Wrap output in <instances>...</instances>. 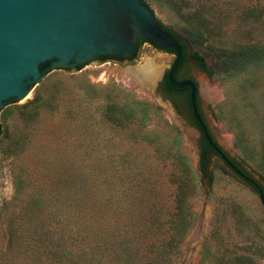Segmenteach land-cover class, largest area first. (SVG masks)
<instances>
[{
	"label": "rangeland",
	"instance_id": "rangeland-1",
	"mask_svg": "<svg viewBox=\"0 0 264 264\" xmlns=\"http://www.w3.org/2000/svg\"><path fill=\"white\" fill-rule=\"evenodd\" d=\"M145 1L181 37L186 62L180 75L197 78L213 134L264 189V62L223 78L199 71L189 57L197 51L211 64L213 48L263 43L264 0ZM166 55L169 63L108 60L43 76L26 98L0 110V264L13 256L5 251L11 214L19 226L17 214L32 217L33 225L41 213L51 221L57 212L66 218L90 191V165L95 166L93 176L113 179L112 208L123 228L138 229L139 239L148 241L170 232L176 191L170 154L175 140L193 171L194 188L172 264H234L237 257L264 264V208L258 193L213 153L203 173L200 137L186 124L187 115L176 113L168 98L147 90L134 77L135 68L142 67H151L150 76L163 74L174 60L173 53ZM203 83L210 88L205 94ZM35 92L41 105L22 108ZM135 101L151 106L138 110ZM109 103L134 107L135 116L115 125L104 117ZM36 255L29 248L19 254L27 259Z\"/></svg>",
	"mask_w": 264,
	"mask_h": 264
},
{
	"label": "water",
	"instance_id": "water-1",
	"mask_svg": "<svg viewBox=\"0 0 264 264\" xmlns=\"http://www.w3.org/2000/svg\"><path fill=\"white\" fill-rule=\"evenodd\" d=\"M163 25L143 0H0V110L26 98L43 76L108 61L97 60L99 56L132 57L141 39L146 43L140 45L136 59L169 63L164 51L173 52L169 85L189 87L192 112L208 143L233 170L249 179L232 164L225 154L233 158L232 153L215 134L225 153L213 142L197 111L195 83L174 78L183 49ZM143 70L135 68L134 77L155 94L162 73L143 84L147 80ZM258 196L264 208L261 190Z\"/></svg>",
	"mask_w": 264,
	"mask_h": 264
},
{
	"label": "trees",
	"instance_id": "trees-1",
	"mask_svg": "<svg viewBox=\"0 0 264 264\" xmlns=\"http://www.w3.org/2000/svg\"><path fill=\"white\" fill-rule=\"evenodd\" d=\"M143 2L147 4L145 0ZM163 26L175 35L182 48L185 49L179 34L165 25ZM142 42L144 41L139 39L137 47ZM212 53L215 61L208 65L205 56L197 51L190 52V57L206 71L209 77L216 73L223 78H228L251 65L264 62V42L236 49L216 47L213 48ZM81 67L79 66L77 69ZM167 89L173 90L169 84H167ZM39 99V92H35L33 98L27 100L21 107L36 108L41 105ZM134 103L138 105V110L151 106L144 101H135ZM136 110L134 107H120L117 103H109L106 106L104 117L115 125H119L134 117ZM239 142L238 138V145ZM175 144V150L170 154L173 169L171 182L176 186L174 210L167 228L170 232H162L157 240L148 241L146 238L139 239V236L136 235L138 229L128 226L123 228L125 224L118 223L117 212L112 208L116 197L113 179H101L93 176L92 168L95 166L90 165L87 178V186L90 191L84 197L83 205L73 208L66 218L57 212L51 221L45 219L44 213H41L38 214L37 225H33L32 217H23L17 214L16 217L22 219L19 226L12 221L15 214H11V218L9 217L6 222L5 251L8 253L12 251L13 256L5 258V260L2 259L4 264H172V255L180 248L187 227L185 220L191 211L188 206V196L194 188V174L188 159L180 148V142L175 140ZM203 144L200 162L202 172L205 173L206 151L210 149V146L204 136ZM260 157L261 167L264 171V146L261 149ZM208 183H211V177H209ZM75 199L76 197H74ZM28 248L33 249L37 255L29 259L19 256L22 251L25 253ZM243 262L255 264L251 263L247 257H237L234 264H243Z\"/></svg>",
	"mask_w": 264,
	"mask_h": 264
},
{
	"label": "flooded vegetation",
	"instance_id": "flooded-vegetation-1",
	"mask_svg": "<svg viewBox=\"0 0 264 264\" xmlns=\"http://www.w3.org/2000/svg\"><path fill=\"white\" fill-rule=\"evenodd\" d=\"M143 43H146V42H142L141 44ZM140 44V45H141ZM140 47V46H139ZM138 47V49H139ZM156 48V47H155ZM138 49L136 50V53L126 59V58H117V57H102V56H99L97 58V60H115V61H123V60H126V61H132L136 55H137V52H138ZM183 49V48H182ZM164 52H171L173 53L172 51H164ZM175 57V56H174ZM189 57H190V54H189ZM190 59L195 63L196 67L198 68L199 71L206 73V71L195 61L193 60L191 57ZM174 61V60H173ZM205 61H206V57H205ZM186 62V52H185V49H183V55H182V58H181V61L174 73V78L177 79V80H191L195 83L196 85V88H197V93H196V106H197V111H198V114L200 116V118L202 119L203 121V124L205 125L207 131L209 132L210 136L212 137V140L213 142L215 143V145L225 153V151L223 150V148L217 143V141L215 140L214 138V134H213V130L209 124V121L204 113V108L201 104V100H200V86H199V82L197 80L196 77H192V76H181L180 75V72L183 68V65L184 63ZM173 63V62H172ZM171 63V65H172ZM207 65L209 63H206ZM170 65V66H171ZM170 66L168 69H165L163 74H161V77L159 78L158 82H157V85L155 87V94L156 95H162V96H165L166 98H168V102L170 103L172 109L180 114V113H185L187 115V118H188V121H186V124L189 126V127H192L194 130L196 131H199L200 132V147H201V154L203 153V136L204 138L205 135L203 133V130L201 128V125L199 124L197 118L195 117V115L193 114L192 112V106H191V100H190V90H189V87H184V88H173L172 91L168 90L167 89V84L168 83V80H167V73L170 69ZM170 86V85H169ZM171 87V86H170ZM172 88V87H171ZM207 140V139H206ZM209 144V143H208ZM210 146V149H208V151H206V159H207V156L210 154V153H213L214 156L219 160H221L222 162H219L220 164H222L224 167H226V169L230 170L231 172L235 173L239 178H241L243 181L247 182L249 184V186H251V188H253L257 193H259V191L261 190L263 192V195H264V189L263 187L259 184L258 181L254 180L251 176H249V174L247 172H245V170H243L239 165L238 163L233 159L231 158L227 153L226 156L230 159V161L232 162V164L243 174H245L249 179H246L244 178L243 176H241V174H239L238 172H236L235 170H233L220 156L219 152L217 151V149L213 146Z\"/></svg>",
	"mask_w": 264,
	"mask_h": 264
},
{
	"label": "bare ground",
	"instance_id": "bare-ground-1",
	"mask_svg": "<svg viewBox=\"0 0 264 264\" xmlns=\"http://www.w3.org/2000/svg\"><path fill=\"white\" fill-rule=\"evenodd\" d=\"M147 68L151 69V67H145L144 70L141 71V72L145 73L146 76H147V78H146L147 80H145V82H143V84L148 83V82H149V79H152L153 76H154V75L150 76V75L147 74V71L149 70V69L147 70ZM153 74H155V73H153ZM203 88H204V90H203ZM204 91H205V92H209V91H210V88H208L207 85L204 86V83H203V84H202V92H203V94H205Z\"/></svg>",
	"mask_w": 264,
	"mask_h": 264
}]
</instances>
